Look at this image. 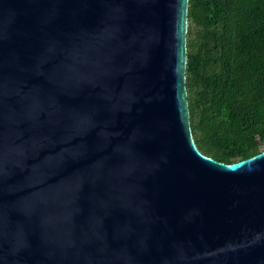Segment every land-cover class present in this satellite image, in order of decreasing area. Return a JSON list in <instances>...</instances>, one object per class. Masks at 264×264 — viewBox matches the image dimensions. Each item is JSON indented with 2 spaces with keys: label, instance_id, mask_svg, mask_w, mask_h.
Segmentation results:
<instances>
[{
  "label": "water",
  "instance_id": "95a60500",
  "mask_svg": "<svg viewBox=\"0 0 264 264\" xmlns=\"http://www.w3.org/2000/svg\"><path fill=\"white\" fill-rule=\"evenodd\" d=\"M188 0H0V264H264V149L203 154Z\"/></svg>",
  "mask_w": 264,
  "mask_h": 264
},
{
  "label": "trees",
  "instance_id": "16d2710c",
  "mask_svg": "<svg viewBox=\"0 0 264 264\" xmlns=\"http://www.w3.org/2000/svg\"><path fill=\"white\" fill-rule=\"evenodd\" d=\"M185 86L203 154L231 163L264 149V0H188Z\"/></svg>",
  "mask_w": 264,
  "mask_h": 264
}]
</instances>
